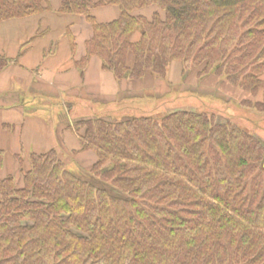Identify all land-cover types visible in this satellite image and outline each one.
Instances as JSON below:
<instances>
[{
  "label": "trees",
  "instance_id": "obj_1",
  "mask_svg": "<svg viewBox=\"0 0 264 264\" xmlns=\"http://www.w3.org/2000/svg\"><path fill=\"white\" fill-rule=\"evenodd\" d=\"M107 6L119 15L98 20ZM50 8L0 0V22ZM55 12L91 24L75 67L82 75L97 57L131 86L117 96L174 67L194 71L197 87L232 89L229 108L264 113V0H61ZM228 114L63 122L76 148L15 156L22 186L0 174V264H264V147ZM59 149L95 160L72 170Z\"/></svg>",
  "mask_w": 264,
  "mask_h": 264
},
{
  "label": "crops",
  "instance_id": "obj_2",
  "mask_svg": "<svg viewBox=\"0 0 264 264\" xmlns=\"http://www.w3.org/2000/svg\"><path fill=\"white\" fill-rule=\"evenodd\" d=\"M60 2L50 0V11L40 15L0 22V58L5 61L0 69V150L12 164L15 156L47 151L59 146L56 142L68 150L77 147L76 135L55 119L60 112L46 115L52 109L46 98L59 97L72 122L75 119L68 117L72 104L66 107L78 94L80 100L105 103L131 87L102 70L97 57H91L80 74L75 61L85 55L92 26L84 17L55 12ZM94 13L98 20L108 21L119 15V9L107 6ZM67 29L73 36V52Z\"/></svg>",
  "mask_w": 264,
  "mask_h": 264
},
{
  "label": "rangeland",
  "instance_id": "obj_3",
  "mask_svg": "<svg viewBox=\"0 0 264 264\" xmlns=\"http://www.w3.org/2000/svg\"><path fill=\"white\" fill-rule=\"evenodd\" d=\"M214 78H204L197 87L194 71H189L181 76L180 70L177 68H169L167 77L149 78L139 90L129 89L124 94L114 96L109 102L101 103L96 100L89 101L80 100L81 94L75 96L74 102L71 100L72 111L69 114L70 119H79L91 116H109L115 119H121L128 116H156L161 117L176 109H188L195 111H204L212 113L222 122L228 120V114L233 112L236 116L231 118L240 128L251 133L264 147V113L257 111H243L242 108L237 109L235 106L229 108L226 101L234 98L235 94L232 89L228 91V87L218 89L215 86ZM139 88V87H138ZM82 89V88H81ZM80 90V89H79ZM84 91V92H82ZM80 91L84 94L85 90ZM218 91V92H217ZM47 101L52 105V109L45 111L47 116H53L52 110L57 113L59 122H67L66 114L60 107L59 97H48ZM48 105L46 104V107ZM71 121V120H70ZM48 127V125H47ZM59 144L56 142V145ZM61 157L66 161L69 169H76L78 166L83 169L88 168L95 160L94 154L90 151L71 154L69 151L59 149ZM13 159V158H12ZM13 159L10 163V157L6 158L4 167L0 174H12L16 180L17 186H22L21 173L19 165Z\"/></svg>",
  "mask_w": 264,
  "mask_h": 264
}]
</instances>
